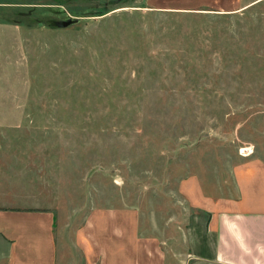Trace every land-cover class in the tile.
<instances>
[{"label": "rangeland", "instance_id": "rangeland-1", "mask_svg": "<svg viewBox=\"0 0 264 264\" xmlns=\"http://www.w3.org/2000/svg\"><path fill=\"white\" fill-rule=\"evenodd\" d=\"M263 180L264 0H0L3 201L98 264H221L209 208Z\"/></svg>", "mask_w": 264, "mask_h": 264}, {"label": "crops", "instance_id": "crops-1", "mask_svg": "<svg viewBox=\"0 0 264 264\" xmlns=\"http://www.w3.org/2000/svg\"><path fill=\"white\" fill-rule=\"evenodd\" d=\"M7 190L0 185V264H98L91 234L64 225L51 212L3 201ZM249 194L241 208H209L218 263L264 264V180L252 184Z\"/></svg>", "mask_w": 264, "mask_h": 264}]
</instances>
